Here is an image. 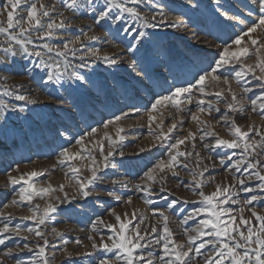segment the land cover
<instances>
[{
  "label": "rangeland",
  "instance_id": "1",
  "mask_svg": "<svg viewBox=\"0 0 264 264\" xmlns=\"http://www.w3.org/2000/svg\"><path fill=\"white\" fill-rule=\"evenodd\" d=\"M30 2L44 3L50 8L55 5V11L50 12L49 17H41L45 28L51 20L57 24L63 21L65 26L54 29L51 37L43 39L37 38L35 30L30 33L32 43L27 47L30 51H40L41 57L18 54L7 63L0 62V100L10 106L9 110L0 112V229L5 224L9 229L20 228V235L0 232V240L4 241L0 244V264H17V261L43 264V258L38 255L40 246L45 247V257L50 264H100L102 260L123 264L122 255L117 259V249L107 251L100 246L101 241L110 245L108 238L117 236L116 231L106 227L113 224L119 228L113 212L120 215L122 221L130 220L127 235H135L132 228L136 225H139L141 235L147 233L141 241L146 247L137 249L135 254L146 258L151 254L155 264H159L163 241L156 244L155 240L163 234L165 225L160 213L168 217L167 227L172 239L187 245L185 233L196 235L192 229L201 220L209 218L207 211L194 215L197 208L206 207L199 193L210 194L217 186L229 188L228 193L213 201L217 210H229L221 220L228 221L230 216H236V224H239V209L244 208V218L253 221L247 227L259 228V222L254 220L251 212L264 215V189L256 176V173L264 175V148L250 149L246 154L242 148H205V145H214L217 138L233 139L230 134L232 119L243 131H248L251 125L264 135V119L259 107L264 103V80L256 78L260 75L257 69L256 75L249 72L237 82L233 69L239 71L240 65L235 63L218 70L217 74L222 78H229L231 91L237 97L238 106L243 108L242 112L236 113L226 107L233 101L229 86L224 85L222 79L216 83L206 81L203 93L199 90L201 86L196 84L199 75L214 66L223 46L235 50L237 46L232 41L236 36H243L257 21L260 13L256 0H137L135 4L131 0H121L127 7L136 8L142 19H133L124 13L121 20L115 21L119 9L113 8L99 23L97 20L100 11L105 9V0H91L90 7L89 0H79L80 7L76 11L65 8L63 0ZM2 4L3 0H0ZM218 6L227 12V16L217 11ZM20 15L26 16V12ZM233 16L240 19H231ZM162 20L166 22L161 23ZM0 21H6V17L0 16ZM140 32L144 36L136 49L129 52L127 49ZM93 36L96 39H91ZM76 37L79 41L70 43ZM65 43L69 44V50L64 57L43 48L44 44H49L54 49H63ZM6 46V36L0 34V57ZM94 51L99 59L92 55ZM250 52L253 53L251 58L243 59L245 63L254 64V49ZM105 55L116 59L117 63L109 66L103 60ZM42 60L60 63L62 78L59 83L48 82L47 70L43 66L36 67ZM81 64L87 66L80 67ZM73 70L85 79H69L64 74ZM175 87H191L190 102L189 94H184L178 102L179 109L171 103L158 106V110L151 109L158 96L169 94ZM222 89L223 95L217 97L215 93ZM244 89L248 91L245 93ZM16 95H25L35 103L16 100ZM201 100L203 104H200ZM252 100L257 101L255 112ZM193 114L198 120L192 119ZM149 115L153 117L152 121H149ZM225 115L230 117L227 122L223 119ZM116 116H122L117 123L123 128V139L115 145L113 156L108 158L109 166L105 167L100 163L101 148L97 142L103 146L106 155L108 143L104 132L115 139L116 131L112 126L105 130L103 124ZM173 123L176 128L168 133ZM92 128H96L97 133L89 139ZM62 132L65 133L63 136L60 135ZM162 132L167 135L161 136ZM206 132L214 134L205 135ZM189 133H194L195 138L189 137ZM82 136V144L77 145L76 140ZM185 137H188L185 143L170 153V145ZM260 139L254 131L249 133V142ZM64 149L79 152L83 159H64L61 156ZM177 151L192 152L193 155L178 157L174 168L165 173L157 170L155 182L142 179L158 161H167ZM90 153L99 170L97 179L86 189L89 195L84 197L75 185L90 175L87 170L91 163ZM195 153L200 154L199 161ZM241 160L237 170L236 163ZM249 163L256 167L248 168ZM72 167L80 169L76 180ZM33 171L42 175L33 177L29 183L38 189L51 186L54 191L43 198L34 196L31 203L19 201L17 193L20 187L27 185L23 181L12 185L8 178H19ZM160 176L164 178L160 179ZM196 181H200L202 187L197 188ZM137 184L146 186L148 191L137 190ZM61 185L63 191L59 190ZM245 188L251 191H245ZM253 196L257 199L250 204L244 203ZM129 197L131 203H128ZM14 199L17 204H12ZM221 200L227 203L220 204ZM48 204L55 205L56 211L48 215L44 224L24 219L32 215L29 208L39 205L42 213ZM152 226L157 228L156 233L151 232ZM239 227L247 234L245 225ZM29 228L33 229L32 233L27 231ZM53 229L60 235L57 236ZM37 230L41 236L35 235ZM210 241H215V237L205 235L194 241L190 264H204L205 257L214 247ZM93 243L96 248L92 247ZM201 243L205 247L196 253L195 248ZM217 258L214 256L213 260Z\"/></svg>",
  "mask_w": 264,
  "mask_h": 264
},
{
  "label": "snow or ice",
  "instance_id": "2",
  "mask_svg": "<svg viewBox=\"0 0 264 264\" xmlns=\"http://www.w3.org/2000/svg\"><path fill=\"white\" fill-rule=\"evenodd\" d=\"M133 4L137 2V0H131ZM191 2V0H190ZM256 5L258 7V11L260 15L258 16V19L255 23H253L250 27L247 28V31L243 33V36H236V38L232 41L233 45H236L235 50H230V46H223V50L219 51L218 58L215 59L214 66L211 67L210 71H204L202 75H199L198 79L196 80V84L200 85V92H204V85L206 81H210L212 83L220 82L222 79V82L224 85H228V91L232 96V103H229L226 105L227 109L232 112L236 113L238 111H243L242 106H238L239 102L237 101V97L234 92L231 91L230 81L227 76H224L223 78L218 75V70L225 65H228L230 63H235L240 65V70L235 71V79L237 82L239 80L247 75L249 72H251L253 75H256V70L259 69L260 75L256 76L258 80H264V0H256ZM63 6L69 10L76 11L80 7L79 0H63ZM91 6V0H89V7ZM113 8L119 9V12L115 15L114 20L119 21L122 19V15L124 13H127L128 16L132 17L133 19L141 20V14L140 12L134 8V7H127L124 2H121V0H105V9L100 11L99 18L97 20V23H99L100 20H103L107 18L112 11ZM55 11V5H53L51 8L44 3H35L30 2V0H3V4L0 5V16H5L6 21H0V34H4L6 36V47L2 49V52L4 55L0 57V62L7 63L10 59L17 57L18 54H26L28 56L35 55L36 57H41L40 51H30L27 47L28 44L32 43V39L30 36V33L32 31H37L38 39H43L44 37H51L53 35L54 29L56 28H63L65 25L63 21L59 24L55 22V20H51V22L47 23L46 28L45 25L42 23L41 17H49L50 12ZM217 11L221 13V15L227 16V12L222 10L219 6L217 7ZM21 12H26V16H21ZM63 15V13H61ZM161 15H163L161 13ZM231 19L239 20L240 18L238 16H233ZM166 22L165 20H162L161 23ZM243 23V21H241ZM149 27H155V25H146ZM172 26H176L175 24ZM44 29L43 32H40V29ZM126 32H128L127 29H125ZM132 31H135L133 29ZM258 35H254L257 34ZM130 35L131 32H128ZM144 36L143 32H140L139 35L134 37L135 42L131 44V47H129L127 50L129 52H132L134 49H136L137 44L141 41V38ZM244 38H247L246 40ZM79 37H76L75 40L71 41L70 43H77L79 41ZM91 39H96L95 36L91 37ZM14 45H17L18 47H14ZM43 48L47 50V52L51 53L55 51L57 56L64 57L66 56L67 51L69 50V44L65 43L63 45V49L56 48L54 49L49 44H44ZM250 49H254L255 54V63L254 64H248L245 63V60L243 58H251V55L253 54L250 52ZM73 54L75 53V50L72 49ZM92 55L97 56L99 59L97 52H92ZM83 60L84 58L81 57ZM103 60L109 65H115L117 63V60L109 57L107 55L103 56ZM43 66L44 69H46V76L47 81L52 83H59L60 79L62 78V72H61V65L59 62H49L42 60L41 63L37 64V68H41ZM87 65L81 64L80 67H85ZM65 68H67V64L64 65ZM246 70V71H245ZM68 75L69 79H76V80H84L85 77L81 76L79 73H77L75 70H73L71 73H64ZM145 75H147L145 73ZM192 91L191 87H175L174 91L169 92L167 95H160L158 96L155 101L151 104L152 110H158V106H167V104L171 103L172 106L177 107L179 109V101L180 98L184 94H189V102H190V93ZM245 93L248 91V89L243 90ZM7 94V92L5 93ZM217 97L223 95V89L221 91H218L215 93ZM16 100L19 101H26L28 104H34L35 100L25 96V95H16ZM204 101L201 100L200 104H203ZM251 104L253 105V111H256L255 105L257 104L256 100H252ZM14 107V106H13ZM211 107V105H210ZM261 109V118L264 119V103H261L259 105ZM10 106L6 104L3 100H0V112L4 110H9ZM201 112L204 111L203 108L199 109ZM20 111H23V108L20 109ZM219 111V109H217ZM126 115V114H125ZM122 119V116H116L114 120L109 119L103 124V128L107 130L109 126H112L115 128L116 131V138L113 139L107 131L104 132V138L107 139L108 143V151L105 155L103 146L99 145V142H97L98 146L101 148L100 156L102 157V160L100 163H102L105 167L109 166V157L113 156L114 152L113 149L115 145L123 139L121 136V133L123 132V128L118 125L117 122H119ZM193 120H198V117L193 114L192 116ZM225 122H227L230 117L225 115L224 118ZM153 117L149 115V121H152ZM157 127H160V124H157ZM176 128V124L173 123L168 128V133H171ZM255 132L256 135L260 136V141L252 140L249 142V133ZM97 133L96 128H92L91 132L88 134L89 139H91L92 135H95ZM65 133H60V135H64ZM214 133L206 132L205 135H213ZM230 134L233 136V139L227 140L222 138H217L216 143L214 145H205V148L208 147H227L230 149H236V148H242L244 153H249V150H255L257 147L264 148V135L261 134L260 130L258 128H254L253 126L249 125L248 131H243L240 126L236 125L235 120L232 119V127L230 130ZM167 134L161 133V136H166ZM189 137L195 138L194 133H189ZM160 137L158 136L157 139ZM203 138V137H202ZM188 139V137H185L183 139H176V142L174 144L170 145L169 152L171 153L173 149H177L179 145L184 144L185 140ZM84 140V137H80L76 140L77 145H81ZM141 151H144V149H141ZM121 156H123V153H120ZM192 152H181L177 151L175 154H171L167 161L160 160L158 161L153 168H150L147 172L144 173V178L147 179V181H153L155 182L156 176L155 173L158 170L159 173H165L168 170H172L174 166L177 163L178 157H185L188 158L192 156ZM197 160L200 159V154L195 153ZM61 156L64 159L67 160H80L83 159L81 157L79 152H70L67 149H64L61 152ZM89 159L91 160V163L87 165V170L90 173L85 179L78 180L76 183V189L79 194H81L84 197H87L89 195V192L86 191V189L93 184V182L97 179V171L99 170V165L96 163L95 158L91 156V153L89 154ZM243 159V158H242ZM64 160H61V163H63ZM241 161H237L236 167L237 170H239V165ZM221 164L224 163L223 160L220 161ZM95 165V166H93ZM187 167V165H185ZM248 168H254L256 167L255 164L249 163L247 165ZM206 170V169H205ZM71 172L73 175V179L76 180L78 177V174L80 172V169L78 167H72ZM175 174V173H174ZM38 175H42V173H38L36 171H33L31 173L22 174L19 178L9 176V182L12 185H18L21 184L23 181L24 184L27 185V187H20L17 195L19 196V201H28L31 203L34 196H40L43 198L44 195L53 192L54 189L49 186L45 188H36L34 184L29 183V181L32 180L33 177H36ZM202 175V174H201ZM25 176L27 179H25ZM257 178L262 182L261 188L264 189V175H261L260 173H256ZM163 176H160V179H163ZM195 179V175L193 176ZM241 184L244 183L243 180L240 181ZM123 187H127L126 184H122ZM196 187L200 188L202 187V183L200 181H196ZM137 190L139 191H148V188L146 186H142L141 184L136 185ZM60 191H63V185L60 186ZM163 190V189H162ZM245 191H251V189L245 188ZM229 192L228 187L221 188L220 186H217V189L210 194L205 195L203 192H200L199 195L202 197V202L206 204V207L203 208H197L195 210V214H199L201 212L207 211L209 218L203 219L199 222V225L192 229V232H195L196 235H191L188 233H185L187 235V245L183 243H178L177 241L172 239V233L167 227V220L168 217L164 216V214L161 212L160 216L165 221V225L163 227V234L159 235L158 239L155 240L156 244H160L161 241H163L162 245V252L163 255L159 256V264H190L191 256L190 253L193 251V244L194 241H196L198 238L203 237L205 235L215 237V241H210L214 245L212 252L205 257L204 264H264V215H260L255 211L251 212V216L254 218L256 222H259V228L255 229V226L253 227H247V225L252 224L253 221L250 219H245L242 213L244 212V208H240L239 212L241 213L239 218V224H236L237 217L236 216H230V219L228 221H222L221 217L228 213V209L221 208L220 210H217V205L213 203V201L217 200L218 197L224 196L226 193ZM109 195H112V193H109ZM65 199H67V196H65ZM257 197L253 196L251 200H246L245 204H250L253 200H256ZM146 203H149L150 201H145ZM17 200H13L12 204H17ZM128 203H131V197H129ZM220 204L227 203L226 200L219 201ZM232 203H235V201H232ZM171 207V205H169ZM29 211L32 213L31 216L24 217V219H30L33 221H36L38 225H42L45 223L46 218L48 215L52 212L56 211L55 205L48 204L44 207L43 212L40 211V206L36 205L35 208H29ZM113 215L115 216V219L117 223L119 224V228L117 229L115 225L113 224H107L106 227L116 231L117 236L115 239L112 237H109L108 239L111 241V244L104 243L101 241V247H103L107 251H111L112 249H117V259H120V256H123V264H155V258L151 256V254L146 258L143 255H136V250L140 248H145L146 245L141 244V241L145 239V236L147 233L145 232L144 235H141L139 231V225H136L132 228V232L135 233V235H127L126 231L128 229V224L130 223V220L122 221V218L120 215H116L113 212ZM133 218H135L133 216ZM192 217H188V219H191ZM98 223H103V221H98ZM239 225H245L246 226V233L244 230H241ZM205 230H208L207 232ZM13 232L15 235H20V228L16 227L14 229H9L8 225L5 224L3 229H0V232ZM29 233L33 232V229L29 228L27 229ZM57 236L60 235V233L56 230H52ZM158 230L155 226L151 227V232L156 233ZM35 235L41 236L42 233L40 231H35ZM27 239V237H24ZM91 239V237H89ZM4 241L0 240V244H2ZM78 242V241H77ZM45 245L47 244V240L44 241ZM171 245V247H170ZM25 248H28V245H24ZM93 248H96L97 245L95 243L92 244ZM205 247L204 243L199 244L195 248L196 253H199L202 248ZM242 249V251H241ZM31 251V249H29ZM38 255L43 258V264H50L49 260L45 257V247L40 246L39 247V253ZM218 257L217 259L213 260V257ZM17 264H23L22 261H17ZM33 264H40L39 261L33 262ZM100 264H109L107 260L100 261Z\"/></svg>",
  "mask_w": 264,
  "mask_h": 264
}]
</instances>
